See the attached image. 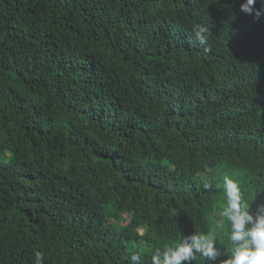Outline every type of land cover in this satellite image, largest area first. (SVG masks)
<instances>
[{
	"label": "trees",
	"instance_id": "trees-1",
	"mask_svg": "<svg viewBox=\"0 0 264 264\" xmlns=\"http://www.w3.org/2000/svg\"><path fill=\"white\" fill-rule=\"evenodd\" d=\"M245 2L0 0V264H150L193 232L230 256L215 185L264 188V3Z\"/></svg>",
	"mask_w": 264,
	"mask_h": 264
},
{
	"label": "clouds",
	"instance_id": "clouds-1",
	"mask_svg": "<svg viewBox=\"0 0 264 264\" xmlns=\"http://www.w3.org/2000/svg\"><path fill=\"white\" fill-rule=\"evenodd\" d=\"M256 0H246L241 4V11L246 14L255 12L256 18L262 10H255ZM264 3V0H262ZM193 34L200 44H205L209 29L203 25H196ZM211 183H203L205 190L212 189ZM223 192L225 198L219 217L225 218L228 225V239L232 243L230 256L220 259L217 248V237L213 232H193L190 235H181L172 244L163 248H155L150 257V264H193L201 257L205 264H264V204L259 205L253 214L251 205L243 196L240 184L228 175L222 178V184L215 185ZM223 227V222L220 225ZM35 264H43V253H34ZM141 255L132 254V264H140Z\"/></svg>",
	"mask_w": 264,
	"mask_h": 264
},
{
	"label": "water",
	"instance_id": "water-1",
	"mask_svg": "<svg viewBox=\"0 0 264 264\" xmlns=\"http://www.w3.org/2000/svg\"><path fill=\"white\" fill-rule=\"evenodd\" d=\"M251 212L254 214L259 205L264 204V188L262 191L253 199L251 203Z\"/></svg>",
	"mask_w": 264,
	"mask_h": 264
},
{
	"label": "rangeland",
	"instance_id": "rangeland-1",
	"mask_svg": "<svg viewBox=\"0 0 264 264\" xmlns=\"http://www.w3.org/2000/svg\"><path fill=\"white\" fill-rule=\"evenodd\" d=\"M8 160V157H4L3 155H0V161L6 162Z\"/></svg>",
	"mask_w": 264,
	"mask_h": 264
}]
</instances>
